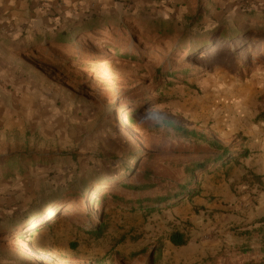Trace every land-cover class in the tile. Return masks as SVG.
<instances>
[{
	"label": "rangeland",
	"instance_id": "rangeland-1",
	"mask_svg": "<svg viewBox=\"0 0 264 264\" xmlns=\"http://www.w3.org/2000/svg\"><path fill=\"white\" fill-rule=\"evenodd\" d=\"M33 1L15 0L13 11L6 12L7 22L11 12L23 13L26 5L29 13L48 11L39 28H34L37 18L18 24L24 31L20 37L35 33L43 39L82 18L122 16L124 23L128 15L132 20L126 24L127 34L78 38L66 52L48 48L52 62L26 52L32 77L22 88L6 90L11 95H6V109L0 111V155H74L77 164L59 158L54 165L85 168L97 156L121 158L140 152L136 160L151 165L164 192L187 185L185 167L213 152L204 141L157 127L154 121L162 120L215 139L236 155L248 152L249 157L228 168L211 166L218 168L213 174L198 172V197L150 217L124 215L108 207L111 233L106 240H88L70 221L31 243L1 240L0 264H264V0H40L35 6ZM153 19L172 24V35L161 39L147 31L145 24ZM198 22L206 29L222 24L232 32L225 39H218L221 32L211 38L214 46L209 51L215 53L207 60V51L194 35L198 27H191ZM186 35L185 47L181 42ZM134 55L142 57L140 64L124 59ZM160 68L162 80L157 82L154 73ZM183 68L189 71L181 73ZM4 87L6 80L0 78V88ZM144 153L154 154L151 162ZM45 165L24 176L0 179V216L20 197L35 195L47 177L59 184L74 179L57 166ZM1 171L0 167V178ZM96 201L92 206L89 201L60 203L61 211L95 212ZM81 220L88 223L85 217ZM174 228L189 231L187 246L170 243ZM123 233L137 239L113 248L111 237L119 239ZM38 246L43 248V262Z\"/></svg>",
	"mask_w": 264,
	"mask_h": 264
},
{
	"label": "trees",
	"instance_id": "trees-1",
	"mask_svg": "<svg viewBox=\"0 0 264 264\" xmlns=\"http://www.w3.org/2000/svg\"><path fill=\"white\" fill-rule=\"evenodd\" d=\"M159 1V0H154ZM121 20H113L108 17L85 18L81 22H77L68 29H64L59 33L48 35L46 38L37 40V46L28 47L25 52L31 56L39 57L45 61L53 60L51 53L48 52L52 48H59L61 52H66L68 48L78 38L84 39L88 36H93L97 33H102L108 38H115L120 32L128 31L126 24L132 19L130 16L125 15ZM194 19H191V23ZM140 24L139 22H134ZM146 30L153 32L154 35L162 39L163 36L172 35V24L162 20H149V24H145ZM197 25L191 27H198L194 31L196 41L200 47H204L207 51L204 60L211 57L215 51H209L211 45V38L217 33H220L218 39H225L232 34L228 31L225 25H218L212 29H206ZM221 29V31H220ZM191 31V30H187ZM187 37L181 42L182 46H187ZM107 38V39H108ZM79 44V42H77ZM44 45V46H43ZM73 60L72 57H68ZM125 60L140 64L142 57L134 55V57H124ZM181 73L188 72L189 69L183 68ZM179 72L169 73V79H174ZM180 73V74H181ZM155 80L159 82L162 80V68L155 73ZM142 108V107H141ZM140 109V108H139ZM138 109V110H139ZM137 110V111H138ZM127 117L130 123L135 126L133 113L129 112ZM157 127L166 126L173 130L176 134L186 139H196L204 141L211 149V155L202 161H196L191 165L186 166V172L189 174V181L187 185H179L173 188H168L162 192V181L157 180L155 172L151 165H145L136 159L140 157V152L137 155L133 152H127L126 155L118 158L114 155L97 156L96 160H88V165H54L59 162V158L67 159L69 162L78 163L74 155H44L26 152H13L5 155H0V167L2 169L1 180L14 179L16 174L24 176L35 166L55 167L57 166L61 171H67L64 176L71 175L72 179L69 183L59 184L47 177L41 181V184L36 188V194H28L20 197L16 202L12 203L6 208V214L0 216V241L15 239L32 242L34 238L41 237L45 231L52 232L62 221H70L71 224L76 226L79 233H83L88 240L101 241L106 240L110 232V223H108L107 208L112 211H120L124 215L142 216V218L150 217L158 213L162 208H175L181 205L186 198H195L201 194L199 183L196 174L198 172L215 173L217 169L211 170V166L220 164L221 167L228 168L234 162L240 159H248V152L231 153V148L225 147L217 140L208 138L202 134L186 129L180 125L169 121L156 120L154 121ZM133 138L130 141L133 142ZM147 162H151L154 154L144 153ZM52 164V165H51ZM133 164V165H130ZM61 166V167H59ZM56 167V168H57ZM54 171V176L57 171ZM57 177V175H56ZM262 184L261 178L254 177V181ZM32 195V196H31ZM97 199L95 208L97 211H87L82 215H71L70 213L62 212L60 203L71 205L89 201L92 206L93 201ZM66 203V204H65ZM63 206V207H64ZM68 206V205H67ZM87 207V206H85ZM85 217V223L81 222V218ZM77 221H76V220ZM113 240V248L126 243L127 241H135L137 237H133L129 233H123L119 239L111 237ZM168 240L175 247H185L191 242L189 231L180 228H174L168 235ZM72 248L76 245L72 244ZM162 250L159 249L158 253ZM37 252H43V248L38 246Z\"/></svg>",
	"mask_w": 264,
	"mask_h": 264
},
{
	"label": "crops",
	"instance_id": "crops-1",
	"mask_svg": "<svg viewBox=\"0 0 264 264\" xmlns=\"http://www.w3.org/2000/svg\"><path fill=\"white\" fill-rule=\"evenodd\" d=\"M35 1L36 3H38L40 0H34L33 6H35ZM14 4L15 0H8V2H6V0H0V78L6 80V87L0 88V111L1 109L3 110L4 107L6 109V95H11L10 93H7L6 90L10 91L11 89H17L18 87L22 88L21 86L25 85L24 81L28 77L29 79H31L32 76L30 75L32 72V67L26 59L25 51L28 47L32 46L33 42L36 43L37 40L41 39V35H36L35 33L34 35L32 31L30 32L32 33V36L20 37L24 33V31L21 32L19 28V26L21 25L18 24L30 22L31 18H37V21L35 20L37 24L35 23L34 28H39V23L41 21L40 19L43 17V14L45 15L48 12L46 11L44 13H41L42 11L35 10L34 13H29L26 10L29 6L26 5L23 13L16 14L15 12H11V19L10 21L6 22V12L12 10ZM33 6L29 9V11L33 10ZM19 15H22L23 18H20ZM110 19H113V17ZM121 19L122 16L115 18L114 20ZM82 20L83 18L77 22H81ZM10 22H13V24ZM74 24L69 25L68 28H70ZM20 32L22 33L21 35H19ZM36 32H38V30ZM46 37L47 34L42 37L43 40ZM31 64L35 66L33 62H31Z\"/></svg>",
	"mask_w": 264,
	"mask_h": 264
},
{
	"label": "bare ground",
	"instance_id": "bare-ground-1",
	"mask_svg": "<svg viewBox=\"0 0 264 264\" xmlns=\"http://www.w3.org/2000/svg\"><path fill=\"white\" fill-rule=\"evenodd\" d=\"M99 53H100V52H99ZM37 253L40 255L39 252H37ZM39 257H40L41 261L45 259V258H44L43 256H41V255H40ZM42 262H43V261H42ZM42 264H44V263H42Z\"/></svg>",
	"mask_w": 264,
	"mask_h": 264
}]
</instances>
